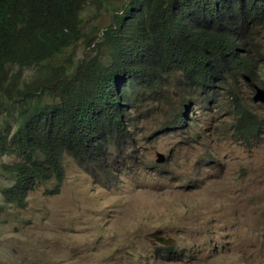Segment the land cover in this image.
<instances>
[{
  "label": "rangeland",
  "instance_id": "374dc122",
  "mask_svg": "<svg viewBox=\"0 0 264 264\" xmlns=\"http://www.w3.org/2000/svg\"><path fill=\"white\" fill-rule=\"evenodd\" d=\"M114 14L90 4L83 32L110 24ZM246 43L254 58L261 54V74L264 36L253 49ZM97 53L103 58L106 51L80 41L59 59L77 63ZM35 72L26 68L22 74L30 81ZM241 82L231 89L239 86L240 97H252ZM227 95L217 89L211 106L200 101L188 126L171 122L176 106L159 97L128 106L130 134L107 137L105 165L66 155L59 191H48L59 183L55 177L40 182L23 206L1 192L13 183L1 164L21 158L0 150V264H264V131L247 141L238 136ZM21 105L16 103L15 113ZM253 105L264 118V104ZM10 117L0 130L14 132ZM4 118L1 111L0 125ZM159 153L163 162H157ZM156 230L174 244L157 242L151 235Z\"/></svg>",
  "mask_w": 264,
  "mask_h": 264
},
{
  "label": "trees",
  "instance_id": "16d2710c",
  "mask_svg": "<svg viewBox=\"0 0 264 264\" xmlns=\"http://www.w3.org/2000/svg\"><path fill=\"white\" fill-rule=\"evenodd\" d=\"M209 1L132 0L129 7L124 4L119 8L116 0H0V90L13 100L22 92L23 70L39 66L35 77L49 81L42 91L52 97L50 104H41L37 92L26 93L27 88L19 98L27 106L15 115L14 132L1 130V151L9 153L11 147L10 153L21 158L15 164H1L13 180L2 194L23 206L29 192L53 177L59 183L48 191L58 192L64 151L91 156L105 165L104 144L109 135L104 134L114 138L130 134L128 106L133 109L145 98L158 97L172 106L178 103L176 92L186 94L188 86L202 78L211 81V72H206V64L198 63L197 58L206 59L209 53L221 66L222 56L233 45L219 27L208 33L209 8L218 6V0ZM220 1L221 7L227 4ZM170 3H174V10L164 8ZM261 3L250 0L254 21L264 10ZM88 4L98 11L105 8L117 13L110 24L93 25L85 34L83 13ZM229 8L231 12L219 24L232 29V20L243 17L244 7L235 0ZM195 26L202 28L194 30ZM100 31V41L93 50L105 49L103 58L97 53L77 63L73 57L60 61L59 56L80 40L88 41L87 46L96 43ZM173 36H182L179 45ZM238 52L234 57L241 63L244 56ZM15 64L19 68L13 69ZM241 67L253 70L248 58ZM225 68L230 72V65ZM171 81H176L173 88ZM181 118L178 112L175 122Z\"/></svg>",
  "mask_w": 264,
  "mask_h": 264
},
{
  "label": "clouds",
  "instance_id": "9594fccd",
  "mask_svg": "<svg viewBox=\"0 0 264 264\" xmlns=\"http://www.w3.org/2000/svg\"><path fill=\"white\" fill-rule=\"evenodd\" d=\"M226 1H227V4L223 7H221L222 6L221 1L218 0V6L215 9L209 8V11L211 12V14L207 18V20L210 21V23L208 25V28H209L208 33L210 34V33L214 32L215 30H218V27H219V29L222 31V34L228 38V41L231 42L233 46L230 48L229 51H227L222 56L221 66H219L216 63L215 59L210 58L209 53H208V58H206V59L197 58L198 63H205L206 64V66L208 68V70L206 72H211L212 75H211V77H209V78H211V81L206 82V81H203L204 79L202 78L200 80H197L193 84L189 85L187 88L186 94L180 95L177 92L175 93V97L178 100V103L176 102L174 104V106H176V107H175V112L173 114V118H172L171 122H175V118L177 117V113L179 112V114L182 115V118L179 121H177V123H179L180 125L188 126L189 119H190L189 115L191 114L190 112L192 111V109L196 108L197 104L200 101H202L204 107L211 106L212 105L211 102H215L213 95H214V93H216L217 89L218 90H224V91L228 92L227 97H230L231 110L235 111L233 113L235 115V118H236L235 131H236L238 136H242V139L247 141L248 138L252 140L254 137H256V135H258L264 131V118L260 117L256 112H254V105H253L254 102L264 104V76H262V75H264V71L261 72V74H260V72H258V70H257V68L260 69V65L262 64V57H261V54H257L255 52L256 58H254L252 56V54L250 53V50H251L250 46L246 43V42L250 41L251 47L253 49L255 46L254 40L257 37L264 36V13H261V12H264V10L259 11L260 12L259 13L260 18L256 19L254 21V14H253L252 10H250V7H251L250 0H237V2L243 3V7H244L243 17L241 19H239V18L233 19L232 25L234 27L232 29H227L224 26H220L219 20H221L225 14L231 12V9L229 8V6L235 0H226ZM116 2H117V5L119 6V8L122 7L124 4H127L128 7L130 6V4H132V0H116ZM209 2L211 3V0ZM201 3L204 4L205 2H201ZM261 4H264V0H262ZM89 5L90 4L87 5L86 9L88 8ZM254 6H259V4H256ZM93 7H95V6L93 5ZM119 8L117 10H119ZM164 8L166 10H168V9L174 10L175 5H174V3L166 4ZM103 9H105V8H103ZM114 13H117V12H114ZM201 28H202L201 26H198V27L195 26L194 30L201 29ZM172 32H173V28L171 29V33ZM101 34H102V32L100 31V33L97 34L98 37L95 41L96 43L91 44L89 46H87L88 41H85V39H82L80 41H85L86 47H92L94 49V47L97 46V43L100 41L99 38L101 37ZM172 35H173V33H172ZM246 36H248V37H246ZM174 38L176 40V46L179 45V43L182 39V36H178V37H174ZM79 42H77V43H79ZM72 46H70L67 49V51L69 49H71ZM241 50H246L247 53L245 55H243L244 57L241 60V63L239 61L236 63V59H235L234 55L236 52H238V51L240 52ZM239 52H238V54H239ZM88 58H90V57H88ZM246 58H248L249 62H252V69H253L252 72L247 71L241 67L242 63L244 62V60ZM227 64L230 65V72L229 71L227 72V70L225 68V65H227ZM38 68H39V66H38ZM38 68H34L35 71ZM13 69H16V66H14ZM222 70H223V73H222ZM203 73H205V72H203ZM206 80H208V79H206ZM239 81H242L240 84H243V85L251 88L252 93H253L252 97H251L250 93L246 94L245 96L240 97L241 88L239 86L236 88L235 92L231 89V88H233L234 83L239 82ZM48 82L49 81H47V80L36 79L35 74L30 81H26L23 74H22V79H21L22 85L19 87V89L22 92H20L19 94H17L15 96V98L13 99L14 101L10 100L8 98L9 95L7 93L0 90V112L2 111L4 114H7V118H4L2 124L0 125V128L3 126V123L5 121H7L9 118H11L10 116H12V119H14L15 127H16L15 115L18 114L20 111L18 113H15V108H16V103L18 101H21L20 99H18V100H16V99L22 97L23 96L22 93L27 88H29V90L26 91V93L34 91V92H37L36 93L37 95L41 94L42 96H45L47 98L52 99V97L50 95H48L46 91H42V88L46 87V84ZM175 83H176V81L170 82L171 88H173ZM39 85H41V86L39 87ZM51 88H52V85H50V87L48 89H51ZM36 89H38V90H36ZM202 93L206 94V97L202 98L204 100H200V96ZM42 96H40V97H42ZM27 99L29 100V96L27 97ZM143 100H148V98H145ZM137 103H139V102H137ZM185 104H186V106H185ZM26 106H27V104L25 102H22L21 110H23V108H25ZM189 107H190V109H189ZM181 111H182V113H181ZM11 112H13V113L11 114ZM131 120H132V114H131ZM191 123H192V121H191ZM180 125H177V126L180 127ZM129 127H130V125H129ZM0 132H1V130H0ZM107 134L110 135L109 133H105L104 136ZM10 149H11V147L9 148V153H10ZM4 153L7 154L8 152L7 153L4 152ZM63 153H64L63 160H62L63 170H64V158L66 155L75 156L76 158H79L81 160V162L86 161L87 163H95L96 165H101L99 163H96L95 160H93L91 156L83 157L77 153L69 154L68 151H64ZM11 154H14V153H11ZM160 155L163 156V161H164L165 155L163 153H159V158H160ZM158 159H157V162H163V161H158ZM64 172H65V170L63 171V173ZM156 231H159V230H156ZM162 234L164 235L163 231H162ZM227 234L229 235L230 232L227 231ZM166 237L171 238L173 240V244H174L175 240L172 237H169V236H166ZM157 242H159V241H157ZM173 244H171V245H173ZM171 245H165V246H171Z\"/></svg>",
  "mask_w": 264,
  "mask_h": 264
},
{
  "label": "water",
  "instance_id": "95a60500",
  "mask_svg": "<svg viewBox=\"0 0 264 264\" xmlns=\"http://www.w3.org/2000/svg\"><path fill=\"white\" fill-rule=\"evenodd\" d=\"M158 161H163V156L160 155V158L158 159ZM152 236L159 241L161 244L163 245H171L173 244V240L171 238L166 237L165 235L162 234V231H155Z\"/></svg>",
  "mask_w": 264,
  "mask_h": 264
}]
</instances>
